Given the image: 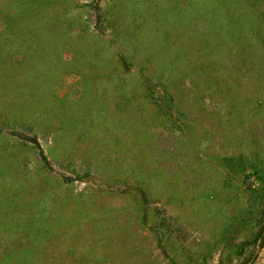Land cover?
<instances>
[{
	"label": "rangeland",
	"instance_id": "374dc122",
	"mask_svg": "<svg viewBox=\"0 0 264 264\" xmlns=\"http://www.w3.org/2000/svg\"><path fill=\"white\" fill-rule=\"evenodd\" d=\"M0 264H264V0H0Z\"/></svg>",
	"mask_w": 264,
	"mask_h": 264
},
{
	"label": "trees",
	"instance_id": "16d2710c",
	"mask_svg": "<svg viewBox=\"0 0 264 264\" xmlns=\"http://www.w3.org/2000/svg\"><path fill=\"white\" fill-rule=\"evenodd\" d=\"M33 141H35V140H33Z\"/></svg>",
	"mask_w": 264,
	"mask_h": 264
}]
</instances>
